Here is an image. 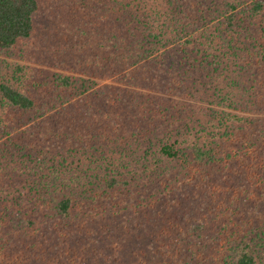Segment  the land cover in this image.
<instances>
[{"label": "trees", "instance_id": "16d2710c", "mask_svg": "<svg viewBox=\"0 0 264 264\" xmlns=\"http://www.w3.org/2000/svg\"><path fill=\"white\" fill-rule=\"evenodd\" d=\"M0 264H264V0H0Z\"/></svg>", "mask_w": 264, "mask_h": 264}, {"label": "rangeland", "instance_id": "374dc122", "mask_svg": "<svg viewBox=\"0 0 264 264\" xmlns=\"http://www.w3.org/2000/svg\"><path fill=\"white\" fill-rule=\"evenodd\" d=\"M44 11V18H50L53 17L52 12H48L47 10ZM54 21L56 22V26L54 25V21H48V20H43L41 22L42 27H40L39 34L44 33L47 34L49 33L48 31H54L53 29L58 27V20L53 17ZM47 31L45 32L44 30ZM37 43V37L36 38H31V41L29 42L28 45H19V48L15 50L14 52V57L12 58L13 63H18V64H24V65H30L31 67H36L34 62V56L35 55H40L41 51H37L35 49ZM37 58V56H35Z\"/></svg>", "mask_w": 264, "mask_h": 264}]
</instances>
